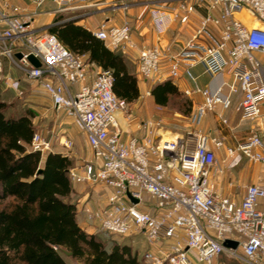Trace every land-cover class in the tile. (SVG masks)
Here are the masks:
<instances>
[{
	"label": "built area",
	"instance_id": "1",
	"mask_svg": "<svg viewBox=\"0 0 264 264\" xmlns=\"http://www.w3.org/2000/svg\"><path fill=\"white\" fill-rule=\"evenodd\" d=\"M31 1L39 6L46 0ZM50 1L62 9L72 0ZM196 7L205 13L177 51L169 45L137 47L126 21H103L93 34L112 50L135 48L137 73L145 80L158 78L166 69L170 78L190 81L193 88L183 93H199L201 101L188 115L189 122L219 106L217 119L229 127L224 111L235 103L239 120L252 124L234 146L209 132L173 133L161 119L141 121V137L122 139L117 112L123 115L127 104L112 90V70L97 68L87 81L93 65L56 35L36 31L18 6L10 14L0 11V84L20 93V81L11 74L19 71L84 133L91 155L81 171L69 170L71 180L100 182L108 190L101 206L80 202L79 211L91 227L120 236L143 233L149 245L142 252L146 264H219L220 254L243 264H264V177L244 186L240 202L223 196L212 179L214 172H221L215 169L219 150L228 166L245 158L264 168V0H160L149 8L150 22L163 34ZM241 12L254 17L250 25L239 18ZM29 55L40 65L34 66ZM196 66L214 83L199 87ZM28 149L42 156L54 152L38 131ZM72 149V139L63 137L59 152L69 156ZM167 239L173 240L166 246L169 251L165 244L156 251L150 248ZM225 239L235 241L236 247L223 245Z\"/></svg>",
	"mask_w": 264,
	"mask_h": 264
},
{
	"label": "trees",
	"instance_id": "2",
	"mask_svg": "<svg viewBox=\"0 0 264 264\" xmlns=\"http://www.w3.org/2000/svg\"><path fill=\"white\" fill-rule=\"evenodd\" d=\"M59 20L47 31L73 53H87L90 61L111 69L114 94L126 104L134 102L140 94L138 81L124 56L84 27ZM150 94L162 106L176 99L182 111L190 113V100L170 79L155 82ZM11 106L0 101V264H69L68 259L82 264H145L131 245L107 243L100 233H88L78 224L75 202L69 199L74 192L71 159L29 150L33 113L8 111Z\"/></svg>",
	"mask_w": 264,
	"mask_h": 264
},
{
	"label": "crops",
	"instance_id": "3",
	"mask_svg": "<svg viewBox=\"0 0 264 264\" xmlns=\"http://www.w3.org/2000/svg\"><path fill=\"white\" fill-rule=\"evenodd\" d=\"M158 1L160 0H72L62 9H59V7L50 0H46L39 6H36L31 0H0V11L10 14L12 12L11 8L13 6L20 7L19 14L23 17L31 18V23L34 29L36 31L41 32L47 31L49 26L57 23V21H54L57 18L60 19L58 22L73 21L74 24L84 27L92 34L97 29L99 24L103 21H106L109 25H120L126 21L130 25L131 39L137 45V47H140L142 45H158L161 47L169 45L172 51H177L184 45L185 41L189 38L190 34L197 25L199 15L205 13V10L204 8L196 7L195 11L193 13H190L186 18L172 23L163 34H157L154 31L150 22L149 8L154 6V4ZM112 51L120 52L124 56V59L127 62L128 70L136 76L138 81L140 94L134 102L127 105L136 106V103H138L139 100L148 98L154 106L161 107L162 105L154 102L150 94V89L155 82H161L166 79H170L177 86L179 92L190 100L191 108L190 113L188 115H190L194 111L195 106L201 101V95L199 93L193 92L189 95L183 93V90L193 88V84L190 81L185 78H170L167 74L166 69L162 70V74L158 78H154L152 80H145L141 78L137 73V50L135 48H127L124 53L119 50ZM80 55L84 58V60L87 61L88 64L93 65L90 67L89 76L87 78V81H90L92 79L93 72L95 71V69L101 68L102 66L93 61H90L88 59L87 53H83ZM17 73H19V75ZM194 73L197 75V85L199 87H204L209 83H214L213 78L209 74L204 73L201 66H196L194 68ZM11 74L19 79L20 92H22L24 88L25 91H23V93L26 94L28 97V100L30 102L28 109L33 113L31 121L34 126V131H38L42 134L41 124H37V119H35V117H37L36 110L41 111V109H38V107H40L38 104L42 101L46 102L47 105H50V107L55 110L52 107L50 97L37 83L28 81L23 78L22 74L19 71H13ZM33 87H35V89H33ZM34 90H38L37 97L36 95L30 94V92ZM14 93L18 92L12 88H7L0 84V101L6 102L7 104H11L9 98ZM234 105L235 103H233L230 109L224 111L225 116L229 119L230 122L229 127L221 126L217 119V113L220 111L219 106L216 107L215 111L208 113L204 117L198 119L196 122L187 123L195 128L193 132H209L211 135L223 137L227 145L234 146L236 145V143L244 139L248 132V129L252 124L247 120H239V117L238 119L235 118V115L237 113L234 111ZM11 108L12 107H9L8 111H10ZM131 116L132 114H130V117ZM123 118L124 120H126V123H123L126 127H121L122 132L120 136L122 139H126L130 136L141 137L143 134V129L139 126V123L147 119H161L163 127L165 128L161 116L151 115L145 118L139 116H132L131 122L128 121L129 119L127 117ZM119 119L121 122L122 118ZM233 119H235V121L237 120V122L234 123L232 121ZM166 129L172 131L171 129ZM82 134L83 136H85L83 132H79L80 136H82ZM63 137L66 136L63 135ZM55 152L60 153L57 150ZM217 155L218 157L223 156L222 150L217 151ZM261 172L264 173V169ZM259 177H264V174L259 173L258 168L256 166H253L250 172L249 179L252 180V182H256ZM212 179L214 181L215 188L223 196H227L231 199H234V201L236 202H240L244 190L243 192H241L240 196L233 197L230 189H227L225 186L222 188V191L220 189V185L224 181L225 177H218L217 173L214 172L212 175ZM107 194L108 190H106L102 195H100L101 197L96 196V198H99V201L102 203L106 200ZM71 195H74V192L71 193ZM94 197L95 194L93 196L86 192L83 197L75 203L76 220L78 224L88 233H93L92 230L94 227H91L90 223L83 219V214L79 211V208L81 207L80 202L83 203L87 198H89L87 204L93 203ZM139 235L142 236V238L144 239L143 233H140ZM172 242V239H167L164 242L158 241L152 247L150 246V248L156 251L157 248L162 246V244H165L164 246H162L163 249L165 251H169L170 249L166 246L171 244ZM147 248H149V245L146 244V248L144 250H146ZM221 255L222 254L217 257V262ZM77 264H79V262H77ZM195 264L199 263L195 262Z\"/></svg>",
	"mask_w": 264,
	"mask_h": 264
},
{
	"label": "rangeland",
	"instance_id": "4",
	"mask_svg": "<svg viewBox=\"0 0 264 264\" xmlns=\"http://www.w3.org/2000/svg\"><path fill=\"white\" fill-rule=\"evenodd\" d=\"M238 16L246 25H250L252 23V19L254 18L253 16L247 15L244 12H241ZM17 74L19 75V73ZM33 89H35V87H33ZM23 91H25L24 88L22 92L14 93L9 98V101H11L12 105L10 111L21 112L25 109H28L30 102L27 95L24 94ZM37 91L38 90H34L30 92V94L36 95L37 97ZM38 105L41 107H38V109H41V111L36 110L37 117H35V119H37V124H41L43 137L50 140L51 150L54 152L56 150H60V141L63 139V135L70 137L73 141V149L71 154L67 157H69L72 161L71 168H74L76 171H81L83 164L90 158L91 155L90 147L86 142L85 136H83V134L82 136L79 135V132L81 133L82 131L74 125L68 116L62 112L53 110L50 105H47L46 102L42 101ZM130 114H132V116L144 118L151 115L161 116L165 128L171 129L173 133H196L193 132L195 128L187 123L189 122L187 119L188 114L182 111L180 105L178 104V100L176 99H173L169 105L161 107L154 106L148 98L139 100L138 103H136V106L127 105L123 111V115L119 111V115L117 116L118 118H122V121H119V124L123 128L126 127L125 124H123L126 123V120H124L123 117H127L129 119L128 121L131 122L132 116L130 117ZM235 116V118L238 119L239 116L237 114ZM232 121L234 123L237 122L235 119ZM222 159L223 156L218 157L217 165L215 167L216 170H221V172L217 173L218 177H225L224 181L220 185V189L222 191L224 186L227 189H230L233 197L240 196L241 192L244 190V186L252 183V180H250L249 177L253 166L258 168L259 173L264 174L261 172L264 168L260 164L254 163L248 159H241L233 166H228L227 162L223 163ZM72 184L74 187V195L70 196L69 199L71 201L76 203L87 192L93 196L95 194L93 202L94 204L90 203L91 206L98 207L104 204V202L101 203L99 201V198H96V196L101 197L100 195H102L107 190L102 183H78L72 180ZM88 199L89 198H87L84 202H87ZM92 231L100 233L107 243H112L115 241L118 243L131 245L132 250L137 253L139 258L141 257L143 250L146 248V243L142 236L139 235L140 233H138L137 236H120L106 232L99 226H95ZM68 262L70 264H77L76 261L69 259ZM218 262L219 264H242L238 260L226 257L225 254H222L219 257Z\"/></svg>",
	"mask_w": 264,
	"mask_h": 264
},
{
	"label": "water",
	"instance_id": "5",
	"mask_svg": "<svg viewBox=\"0 0 264 264\" xmlns=\"http://www.w3.org/2000/svg\"><path fill=\"white\" fill-rule=\"evenodd\" d=\"M16 56L20 57L21 54L20 53H16ZM28 59L34 66H39L40 65V62L33 55H29ZM39 172H41L40 168L37 170V173H39ZM133 201H136V200L133 199ZM222 243L225 246H230V247H233V248L236 247V244H237L235 241H232V240H229V239H225ZM64 253H66L67 255L70 254V252H65V251H64ZM79 264H82V263H79Z\"/></svg>",
	"mask_w": 264,
	"mask_h": 264
},
{
	"label": "bare ground",
	"instance_id": "6",
	"mask_svg": "<svg viewBox=\"0 0 264 264\" xmlns=\"http://www.w3.org/2000/svg\"><path fill=\"white\" fill-rule=\"evenodd\" d=\"M119 115V112H117V116ZM117 119L120 121V119L117 117ZM168 133V132H167Z\"/></svg>",
	"mask_w": 264,
	"mask_h": 264
}]
</instances>
